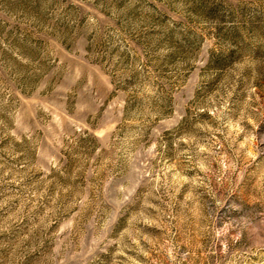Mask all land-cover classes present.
<instances>
[{"label": "rangeland", "instance_id": "rangeland-1", "mask_svg": "<svg viewBox=\"0 0 264 264\" xmlns=\"http://www.w3.org/2000/svg\"><path fill=\"white\" fill-rule=\"evenodd\" d=\"M0 264H264V0H0Z\"/></svg>", "mask_w": 264, "mask_h": 264}]
</instances>
